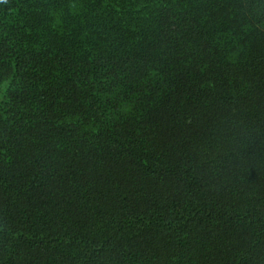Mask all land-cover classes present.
I'll use <instances>...</instances> for the list:
<instances>
[{"label":"trees","instance_id":"1","mask_svg":"<svg viewBox=\"0 0 264 264\" xmlns=\"http://www.w3.org/2000/svg\"><path fill=\"white\" fill-rule=\"evenodd\" d=\"M0 264H264V0H0Z\"/></svg>","mask_w":264,"mask_h":264}]
</instances>
